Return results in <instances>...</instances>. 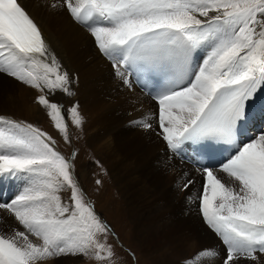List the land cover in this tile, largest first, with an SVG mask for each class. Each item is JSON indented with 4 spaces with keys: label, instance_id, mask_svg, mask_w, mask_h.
<instances>
[{
    "label": "snow or ice",
    "instance_id": "1",
    "mask_svg": "<svg viewBox=\"0 0 264 264\" xmlns=\"http://www.w3.org/2000/svg\"><path fill=\"white\" fill-rule=\"evenodd\" d=\"M71 17L95 38L113 61L117 75L163 66L168 80L153 97L159 105L160 135L169 149L186 141H233L246 108L264 90V0H61ZM56 5L53 4V7ZM205 50L202 62L195 53ZM48 47L37 24L18 0H0V73L47 94L37 102L68 139L63 106L50 99L56 90L72 95L71 80ZM127 83V79H125ZM75 125L82 122L73 106ZM134 123L150 128L147 118ZM51 141V143H50ZM31 124L0 116V179L28 174L31 183L7 207L26 231L0 235V264H36L64 254L97 260L114 256L97 238L108 227L96 216L75 182L73 165ZM238 187L208 168L200 195L206 224L226 246L223 264L264 253V134L242 143L222 165ZM99 183V181H97ZM188 181L184 187H187ZM71 190L70 205L58 193ZM35 236L42 244L34 243ZM104 253V255H101ZM204 250L185 264L215 256Z\"/></svg>",
    "mask_w": 264,
    "mask_h": 264
},
{
    "label": "bare ground",
    "instance_id": "2",
    "mask_svg": "<svg viewBox=\"0 0 264 264\" xmlns=\"http://www.w3.org/2000/svg\"><path fill=\"white\" fill-rule=\"evenodd\" d=\"M18 1L43 35L48 47V62H51V55L54 54L61 71L68 73L71 80L69 87L72 95L56 90L55 94H48V99L53 102L62 100L68 105L78 104L82 129L85 133L92 132L90 146L93 155L102 162L103 167L109 169L112 182L127 207L129 219L133 221V234L144 246V251L153 252L158 258L163 257L165 264L168 263L167 258L178 259L184 252L179 245L185 233L172 227L171 217L160 202L173 199L175 191L180 190L190 207L197 206L198 198L194 194L200 192L199 181L205 178V172L188 164L187 161L194 158L188 146L182 145L175 150L176 155L172 153L173 150L169 149L160 135L159 105L140 92L133 83V77L122 67L120 70L125 72V76L117 75L113 61L100 52L95 38L71 17L61 0ZM53 4L56 6L53 7ZM64 13L65 19L62 16ZM204 56L205 50H198L195 53L196 62H202ZM0 81L4 83L0 86V96L6 94L3 99L6 107L1 108V112L11 110L12 115L8 118H20L28 123L35 121L44 107L37 103V97L47 94L48 90L44 89L39 94L33 87L3 73H0ZM2 103L0 101V105ZM247 116L250 122L253 119L251 113ZM146 118L152 131L134 123ZM262 119L264 112L256 120L258 130L254 132V137L264 134ZM86 171L85 168L82 177ZM213 171L217 175L222 168ZM219 178L225 182L230 179L227 176ZM188 181L191 183L184 187ZM30 183L28 174L12 177V188L4 187L3 184L8 196L1 200L3 193L0 191V204L11 203ZM181 186L187 190H181ZM170 210L175 212L174 207ZM192 212L189 210L185 219L178 215L173 220L190 223L194 216ZM6 213L14 217L7 207H1L0 216ZM199 218L195 223L201 228L206 222L202 216ZM14 229L17 230L16 226ZM10 233L5 231L3 234L6 236Z\"/></svg>",
    "mask_w": 264,
    "mask_h": 264
},
{
    "label": "rangeland",
    "instance_id": "3",
    "mask_svg": "<svg viewBox=\"0 0 264 264\" xmlns=\"http://www.w3.org/2000/svg\"><path fill=\"white\" fill-rule=\"evenodd\" d=\"M62 16L65 19L66 13H64ZM2 85H4V83L0 81V86ZM1 90L2 88L0 87V92ZM36 90L39 94L42 93L39 89ZM5 97V93L0 96V101L3 102L0 105V109L6 107V104L3 101ZM54 102L63 106L62 111L65 117V122L68 126L67 140H65L64 134L55 127V122L48 115L49 110L45 107H43V110L39 113L40 116L38 115L36 120L33 122L28 123L20 118L10 119L17 122H23L24 124H31L34 127L40 129L42 132L47 133V135L52 138V140L55 142L52 146L54 148L56 147V150L59 151L61 155H63L67 160H69L70 163L72 162L73 167L71 169V172L75 182L81 189L85 202L87 204H93V211L96 212L100 218L103 219L104 217V219L111 224L119 240L125 247L119 248L116 242H114L115 240L112 238L113 235L110 232L98 233L97 238L101 242L106 243V245L111 246V249L114 253V256H112L111 258L105 260H97L93 255L96 249L92 248L89 250V255L68 253L52 257L44 261H37L36 264H162L164 258H158L157 255L153 252L144 251V246L138 240V238L134 236L133 221L129 219L127 207L123 202L121 195L116 188V185H114L112 182L111 175L108 171L109 169L103 167L102 162L93 155L92 147L90 146L93 139L92 132H90L91 136L89 133L84 132V130L82 129L83 122L79 126L73 123L68 109L76 106L79 113L78 104L75 102L68 105L66 103H63L62 100H55ZM6 111L7 110H5V112H1L0 110V116L8 118V116L12 115L11 110H8L7 112ZM262 121L264 122V119H262ZM147 129L148 131L153 130L152 127ZM70 156H73V158H71ZM85 168L87 171L86 174L82 177L81 174L83 173V170ZM217 176L219 178L221 176L224 177L227 175L226 173L221 171V173H218ZM4 178V187L9 186L10 188H12L10 185V182H12V177L9 179V177L5 176ZM97 181H99V183H97ZM204 181L205 179L199 181L200 192H196V194H194V196L198 198L197 206L195 207H190V204L185 202L183 192H181L180 190L175 191L173 199H167L165 202H160L164 210L171 217L173 223L172 227L174 229H180L185 233L183 241L179 245V247L184 252L178 257V259L167 258V264H185V261L191 260L197 255V253L209 249L213 250L216 255L205 259L203 261V264H223V261L226 258V246L222 243L217 234L206 223L202 224L201 228L197 223H195L196 219L198 220V218L202 216L200 211L201 199L199 197L202 193V186L205 183ZM226 182L232 184L235 187H238V183L234 182L233 180L228 179ZM183 189L185 188L181 186V190ZM58 195L60 196L61 202L64 205L67 206L72 203L70 200L71 190L67 188V186H65L58 193ZM88 201L91 203H88ZM188 205L190 208L188 207ZM173 207L175 208V212H172L170 210V208ZM189 210L194 211L192 212L194 213V216H192V221L190 223H184V221L182 223H179L173 220V218L178 215H182L185 219L186 214ZM13 221H15L17 225L14 224ZM15 226L16 229L19 228L18 230L25 231L22 225H19V222L15 219V217H10L8 213H6V215L2 214L0 216V235L5 236V234H3L5 231H11L12 233L6 235L5 237L13 236ZM29 238L34 243L42 244V240H39L35 236L30 235ZM101 255H104V253H101ZM255 255L257 256V260H250L245 259L244 257H240V259L236 261V264H264V253L257 252ZM258 258H261V260L258 261Z\"/></svg>",
    "mask_w": 264,
    "mask_h": 264
}]
</instances>
